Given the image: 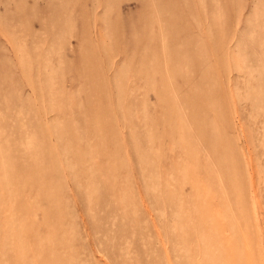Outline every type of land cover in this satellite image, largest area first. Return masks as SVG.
Instances as JSON below:
<instances>
[{"label":"rangeland","instance_id":"374dc122","mask_svg":"<svg viewBox=\"0 0 264 264\" xmlns=\"http://www.w3.org/2000/svg\"><path fill=\"white\" fill-rule=\"evenodd\" d=\"M0 264H264V0H0Z\"/></svg>","mask_w":264,"mask_h":264}]
</instances>
